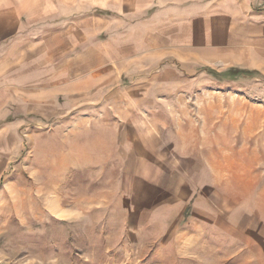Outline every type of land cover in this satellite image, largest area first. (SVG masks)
<instances>
[{
    "label": "rangeland",
    "instance_id": "374dc122",
    "mask_svg": "<svg viewBox=\"0 0 264 264\" xmlns=\"http://www.w3.org/2000/svg\"><path fill=\"white\" fill-rule=\"evenodd\" d=\"M219 10L217 0H0V37L9 21L40 27L92 15L110 19L113 30L124 20L140 51L160 50L167 58L161 63L180 69L184 81L161 94L169 107L159 114L180 118L208 162L198 173L213 202L201 219L190 203L176 219L162 213L153 220L164 190L136 182L153 173L99 161L92 168V125L71 120L88 116L87 109L65 111L64 122L37 118L21 128L16 148L0 139V264H179L172 252L179 239L205 245L196 262V253H183L188 264H239L248 250L241 264L264 263V73L252 67L254 53ZM159 28L174 43L160 41ZM230 68L257 73L219 75Z\"/></svg>",
    "mask_w": 264,
    "mask_h": 264
},
{
    "label": "crops",
    "instance_id": "0c3cea01",
    "mask_svg": "<svg viewBox=\"0 0 264 264\" xmlns=\"http://www.w3.org/2000/svg\"><path fill=\"white\" fill-rule=\"evenodd\" d=\"M217 5L222 19L239 30L254 53L257 63L252 67L264 73V0H217ZM109 21L85 15L40 27L6 22L1 35L7 36L0 37V139L12 140L16 148L21 128L33 120L55 116L64 122L65 111L87 109L88 116L73 114L71 120L92 125L93 169L99 161L120 164L121 172L153 173L141 180L136 176V182L146 179L164 190L159 208L151 213L153 220L162 213L176 219L190 203L193 217L208 216L213 202L202 189L209 181L199 174L208 171L202 167L208 162L187 137L180 118L159 114L169 107L161 94L182 87L178 81H184V74L172 64H162L167 58L160 50L140 51L135 29L126 27L124 20L116 30L108 28ZM121 25L125 27L119 33ZM102 32L105 37L98 40ZM156 35L166 44L175 41L161 28ZM96 148L101 149L99 154ZM5 170L0 164V172ZM179 240L172 251L179 264H188L183 253H196L191 257L194 262L203 257L201 240L193 244ZM248 251L239 264L251 256ZM249 264L257 262L249 258Z\"/></svg>",
    "mask_w": 264,
    "mask_h": 264
},
{
    "label": "trees",
    "instance_id": "16d2710c",
    "mask_svg": "<svg viewBox=\"0 0 264 264\" xmlns=\"http://www.w3.org/2000/svg\"><path fill=\"white\" fill-rule=\"evenodd\" d=\"M214 74H217L214 71H210ZM257 71L255 70H248V69H238V68H230L227 69L225 72L219 74L220 76L227 77V78H235V77H244V78H252Z\"/></svg>",
    "mask_w": 264,
    "mask_h": 264
}]
</instances>
